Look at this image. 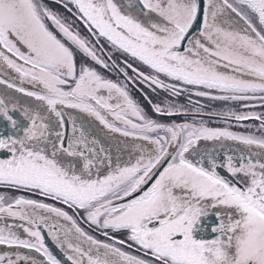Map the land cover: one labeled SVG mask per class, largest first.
<instances>
[{
    "label": "snow or ice",
    "instance_id": "1",
    "mask_svg": "<svg viewBox=\"0 0 264 264\" xmlns=\"http://www.w3.org/2000/svg\"><path fill=\"white\" fill-rule=\"evenodd\" d=\"M52 3L70 15L0 0V264H264V113H208L260 122L238 133L191 100L264 107V0ZM129 84L187 94L191 110L145 99L191 122L150 117ZM70 109L131 137L128 159Z\"/></svg>",
    "mask_w": 264,
    "mask_h": 264
},
{
    "label": "flooded vegetation",
    "instance_id": "2",
    "mask_svg": "<svg viewBox=\"0 0 264 264\" xmlns=\"http://www.w3.org/2000/svg\"><path fill=\"white\" fill-rule=\"evenodd\" d=\"M43 2L45 4H48V6L51 7L53 10L63 13L65 16L70 15L59 4L52 3V0H43ZM233 16H234V14H233ZM80 30L83 34H85V35L87 34L82 24L80 25ZM118 57H119V54L117 53L113 57V59H117ZM78 60H79V57H78ZM120 66L123 67V64L121 63ZM96 67H97V70L101 71L105 76H108L109 78H111L113 80L117 79V76L115 74L108 72L107 70H104L103 68H101L99 66H96ZM141 70L146 71L145 68H141ZM128 71H129V75H133L131 70H128ZM0 78H4V77H0ZM119 79L121 81H123L124 77L122 74L119 77ZM5 88H6V86L0 85V93H2L5 90ZM129 89L131 91V95L133 96V98L141 105V107L144 108L145 112L150 117H152V118L156 117V118H159L161 121H165V122H167V120L170 118H172V119H175V118L176 119H184V115H175V116H171V117L158 116L154 112L152 105L149 104L147 99H145V94H147L148 98L152 101V104H155V98H158V97L162 98L164 101L169 100V98H171V96L164 89L157 88L156 91L153 92L151 88L147 87V85H139V88H137L136 86H134L132 84H129ZM140 89H142L143 91H141ZM7 91L11 92L12 90H7ZM14 95L17 97H20L22 102H25V103L33 102V103H35V101H33L32 98L24 97L20 93H15ZM252 108H257L255 110H259V111H261V113H264V107L259 106L258 104H257V106L252 107ZM245 110H249V108H247ZM67 111H69L73 115L77 116L78 117V123L83 122L84 127L86 129H88L92 135L96 136L101 141V143H103L105 145V147L110 148L111 154H112L114 160H115L116 156H120L122 161H126L128 159V152L130 151V148L127 145L131 144V141H132L131 137L125 138V137H122L119 133H111L109 130L105 129L103 127V125H100L99 122L96 121L93 117H89L84 113H79L78 110H71L70 109ZM189 115L192 116L191 112ZM210 117H212V116H210ZM218 119H220V118H218ZM230 121H233V120H230ZM247 121H249V120H247ZM247 121H241V122H247ZM230 130L234 131V132H238V133H244V134L254 133L256 135H260V133L256 132V129H253L252 127H246L244 129H232V128H230ZM69 134H70V126H69ZM201 143H205V142H201ZM225 143L232 145L233 147H235L237 149L244 147L242 145H237L236 142H233V141H226ZM6 191L7 190L0 188V193H4ZM8 194L31 196L30 193H26V192H17V193L9 192ZM32 198H38V197H32ZM40 199H42V198H40ZM46 202L52 203V201H46ZM82 227H85L87 230L86 225L82 224ZM45 236H46V243L49 245L50 249L55 254L60 256L61 253L52 244L50 238L47 237L46 233H45ZM3 251H10V249H8L7 246H0V252H3ZM20 251L24 252V253L29 252V250H27V249H20ZM31 254L32 255H38L36 253H31Z\"/></svg>",
    "mask_w": 264,
    "mask_h": 264
},
{
    "label": "rangeland",
    "instance_id": "3",
    "mask_svg": "<svg viewBox=\"0 0 264 264\" xmlns=\"http://www.w3.org/2000/svg\"><path fill=\"white\" fill-rule=\"evenodd\" d=\"M191 100H192V102H196V101L199 102V104L196 106H199V105L204 106L203 114L200 116H197L196 119L197 120H200V119L205 120L206 122H208L209 126H211V127L223 128V127H226L229 125H231L230 128H232V129H244V128L249 127V126H253L252 128L256 129L259 127V122L256 120H249V121L244 120L247 122H241V121L236 122L235 120H233V121H229L228 124L226 125L221 119H218L219 117H216V116L210 117L207 114V113H210L213 111H217V112L222 111V110L226 111L228 109H233V110L244 112V113H249V112H255L257 114L261 113V111L255 110L257 108H249V110H245V108H242L241 105L238 104V102L225 103L223 101H212V100H209L207 98H201V97H196V96H192ZM169 102L176 105V106H183L185 109H189V110L193 109V107H194V103L189 102L187 94H183L179 97H171L167 101H164L162 98H159V97L155 98V104L158 103L161 106H165ZM153 118L159 119L156 117H153ZM192 118H193L192 116L188 115L187 117L184 116V119H176V118L172 119V118H170L167 120V122L168 123H171V122L181 123V122H184L186 119L189 122H191ZM163 122H165V121H163Z\"/></svg>",
    "mask_w": 264,
    "mask_h": 264
}]
</instances>
